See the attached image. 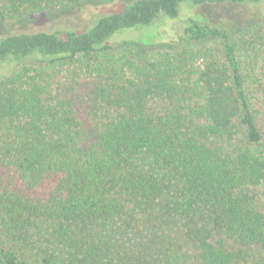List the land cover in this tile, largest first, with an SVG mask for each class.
I'll return each instance as SVG.
<instances>
[{
  "label": "trees",
  "instance_id": "trees-1",
  "mask_svg": "<svg viewBox=\"0 0 264 264\" xmlns=\"http://www.w3.org/2000/svg\"><path fill=\"white\" fill-rule=\"evenodd\" d=\"M95 1L0 0V24ZM184 1L261 2L133 0L65 37L0 36V66L22 65L0 79V264H264V20L107 44Z\"/></svg>",
  "mask_w": 264,
  "mask_h": 264
},
{
  "label": "rangeland",
  "instance_id": "rangeland-1",
  "mask_svg": "<svg viewBox=\"0 0 264 264\" xmlns=\"http://www.w3.org/2000/svg\"><path fill=\"white\" fill-rule=\"evenodd\" d=\"M133 0H100L95 2H78L50 13L32 16L17 24H0V36L5 33H58L62 37L67 32H83L89 30L99 19L111 14L119 13L125 5ZM264 20V0L257 5H228L203 4L195 5L184 1L180 5L179 15L173 19H159L148 26L134 29H122L115 32L107 40V44L119 48L126 44H137L149 50L177 49L179 36L186 25L193 21L199 25L217 27L234 34L248 24ZM22 65L6 63L0 66V79L10 76ZM264 100V98H263ZM259 124L263 139L261 145L253 149L256 155L264 156V106L260 110ZM121 234V233H120ZM118 236V234H115ZM175 232L170 229V241H173ZM43 240L47 234H42ZM114 240V237L112 238ZM119 238L115 240V243ZM158 246H153V255L156 256Z\"/></svg>",
  "mask_w": 264,
  "mask_h": 264
}]
</instances>
